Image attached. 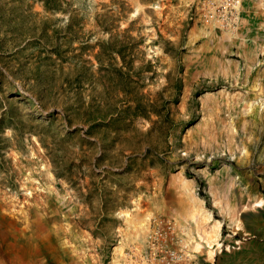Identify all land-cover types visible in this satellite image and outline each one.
Returning <instances> with one entry per match:
<instances>
[{
  "label": "rangeland",
  "instance_id": "1",
  "mask_svg": "<svg viewBox=\"0 0 264 264\" xmlns=\"http://www.w3.org/2000/svg\"><path fill=\"white\" fill-rule=\"evenodd\" d=\"M190 194L264 264V0H0V264H184Z\"/></svg>",
  "mask_w": 264,
  "mask_h": 264
},
{
  "label": "bare ground",
  "instance_id": "2",
  "mask_svg": "<svg viewBox=\"0 0 264 264\" xmlns=\"http://www.w3.org/2000/svg\"><path fill=\"white\" fill-rule=\"evenodd\" d=\"M185 198L188 202V209L176 212L174 214L175 224L173 223L180 258L184 264H198L196 263L197 255H202L207 261L212 262L222 248L223 224L214 219L212 212L206 209L204 202L195 194H190ZM215 204L217 205L218 202L216 201ZM225 208L227 209V206ZM231 222L237 229L240 222L238 215L233 214Z\"/></svg>",
  "mask_w": 264,
  "mask_h": 264
},
{
  "label": "trees",
  "instance_id": "3",
  "mask_svg": "<svg viewBox=\"0 0 264 264\" xmlns=\"http://www.w3.org/2000/svg\"><path fill=\"white\" fill-rule=\"evenodd\" d=\"M105 29V28H104ZM119 36V35H118ZM100 55L103 56V53H101ZM102 56H98V60L101 61L102 59H100Z\"/></svg>",
  "mask_w": 264,
  "mask_h": 264
}]
</instances>
